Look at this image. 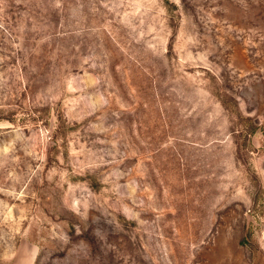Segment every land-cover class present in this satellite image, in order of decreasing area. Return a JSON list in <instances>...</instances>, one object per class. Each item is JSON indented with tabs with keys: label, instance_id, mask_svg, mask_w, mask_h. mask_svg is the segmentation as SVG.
Returning a JSON list of instances; mask_svg holds the SVG:
<instances>
[{
	"label": "rangeland",
	"instance_id": "rangeland-1",
	"mask_svg": "<svg viewBox=\"0 0 264 264\" xmlns=\"http://www.w3.org/2000/svg\"><path fill=\"white\" fill-rule=\"evenodd\" d=\"M0 264H264V0H0Z\"/></svg>",
	"mask_w": 264,
	"mask_h": 264
}]
</instances>
